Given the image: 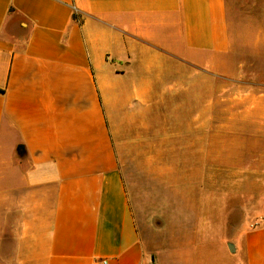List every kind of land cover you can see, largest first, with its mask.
<instances>
[{
  "label": "crops",
  "instance_id": "0c3cea01",
  "mask_svg": "<svg viewBox=\"0 0 264 264\" xmlns=\"http://www.w3.org/2000/svg\"><path fill=\"white\" fill-rule=\"evenodd\" d=\"M262 36L237 49L227 0H0V264H264ZM124 155L197 173L181 258L144 236Z\"/></svg>",
  "mask_w": 264,
  "mask_h": 264
},
{
  "label": "rangeland",
  "instance_id": "374dc122",
  "mask_svg": "<svg viewBox=\"0 0 264 264\" xmlns=\"http://www.w3.org/2000/svg\"><path fill=\"white\" fill-rule=\"evenodd\" d=\"M227 8L229 31L233 44L239 51L262 42L264 0H227ZM173 157V164H167V170L139 171L137 176H135L133 156L124 155L122 159L126 162L125 166L133 182L131 189L133 196L135 194L138 199L137 214L144 236L150 241L151 246L162 249L164 253L166 246H178L177 254L181 258L182 246H193L195 243L193 237L195 219L191 211L199 188L188 185L189 178L196 177L197 173L191 175L187 166L179 160L180 156ZM206 179L210 181L211 186L214 185L211 189H218L221 192L239 189L232 187L229 172L226 170H213L211 167L206 170ZM242 198L246 200V195L238 197L243 206L250 205ZM240 215L238 209L231 211L227 217V226L229 224L233 226L240 221ZM152 257L150 264L169 263L165 255L162 256L161 262Z\"/></svg>",
  "mask_w": 264,
  "mask_h": 264
},
{
  "label": "built area",
  "instance_id": "2783aa9c",
  "mask_svg": "<svg viewBox=\"0 0 264 264\" xmlns=\"http://www.w3.org/2000/svg\"><path fill=\"white\" fill-rule=\"evenodd\" d=\"M100 264H106V260H102Z\"/></svg>",
  "mask_w": 264,
  "mask_h": 264
},
{
  "label": "water",
  "instance_id": "95a60500",
  "mask_svg": "<svg viewBox=\"0 0 264 264\" xmlns=\"http://www.w3.org/2000/svg\"><path fill=\"white\" fill-rule=\"evenodd\" d=\"M151 260H153V257H151Z\"/></svg>",
  "mask_w": 264,
  "mask_h": 264
}]
</instances>
